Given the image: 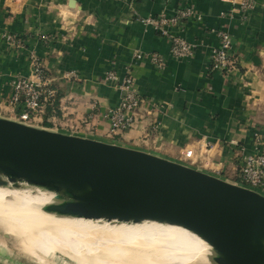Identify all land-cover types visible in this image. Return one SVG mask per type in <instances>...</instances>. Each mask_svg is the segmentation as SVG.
<instances>
[{
    "label": "crops",
    "instance_id": "1",
    "mask_svg": "<svg viewBox=\"0 0 264 264\" xmlns=\"http://www.w3.org/2000/svg\"><path fill=\"white\" fill-rule=\"evenodd\" d=\"M254 2L245 12L237 0H0V108L23 111L9 99L16 77L32 74L29 58L35 53L59 87L52 85L55 99L43 102L34 122L51 128L65 120L63 108L79 109L86 115L84 137L144 150L237 183L242 155L257 151V137L264 141V0ZM186 6L202 18L182 19L173 30L199 46L194 56L178 59L169 39L142 19ZM215 28L233 35L229 72L210 64V49L220 42ZM4 32L15 34L16 46L22 47L8 45ZM138 51L159 53L164 68L137 59ZM69 70L78 77L63 78ZM108 71L119 78L130 71L144 99L134 127L114 135L105 113L121 96L106 80ZM197 142L203 143L199 154L190 150ZM0 264L20 263L7 257Z\"/></svg>",
    "mask_w": 264,
    "mask_h": 264
},
{
    "label": "water",
    "instance_id": "2",
    "mask_svg": "<svg viewBox=\"0 0 264 264\" xmlns=\"http://www.w3.org/2000/svg\"><path fill=\"white\" fill-rule=\"evenodd\" d=\"M0 173L61 178L86 194L51 206L178 224L237 264H264V194L192 166L0 116Z\"/></svg>",
    "mask_w": 264,
    "mask_h": 264
},
{
    "label": "bare ground",
    "instance_id": "3",
    "mask_svg": "<svg viewBox=\"0 0 264 264\" xmlns=\"http://www.w3.org/2000/svg\"><path fill=\"white\" fill-rule=\"evenodd\" d=\"M0 174L14 181L0 183V193H22L35 206L34 201L43 202L37 205L43 207L42 213L64 227L47 238L30 234L29 225L17 217L10 216L0 223L1 243L26 248L42 262L50 256L73 264H237L197 233L178 224L86 216L51 206L86 194L85 188L61 178ZM8 209L6 203L0 205V215Z\"/></svg>",
    "mask_w": 264,
    "mask_h": 264
},
{
    "label": "built area",
    "instance_id": "4",
    "mask_svg": "<svg viewBox=\"0 0 264 264\" xmlns=\"http://www.w3.org/2000/svg\"><path fill=\"white\" fill-rule=\"evenodd\" d=\"M240 9L248 12L254 8L255 0H237ZM198 20L202 16L193 6H186L177 9L173 14L161 12L157 15H149L142 19V23L151 26L161 35L169 39L171 54L173 57L182 59L194 56L199 44L189 41L183 35L174 31L182 19ZM218 38L219 45L212 46L210 49V64L213 68L229 72L234 67L233 60V35L224 28L212 29ZM3 37L11 44H19L20 39L12 33H5ZM33 57L34 72L33 78L20 77L14 81V91L9 99L13 108L22 104L24 109L19 112L18 120L31 124L35 118L43 111V102L55 99V90L51 88L53 79L49 78L44 70L39 58ZM137 59H148L158 68H164L165 62L157 52L138 51L135 53ZM69 77L76 76V71L71 70L67 74ZM106 80L115 84L120 91V103L110 108L105 114L110 122L109 135L117 132H124L132 128L137 120V110L141 107L144 99L135 87V80L130 71L123 78L115 73L108 71ZM155 107V106H154ZM259 146L257 151L242 155V166L239 184L255 190H264V141L257 137ZM201 144V142H198Z\"/></svg>",
    "mask_w": 264,
    "mask_h": 264
},
{
    "label": "rangeland",
    "instance_id": "5",
    "mask_svg": "<svg viewBox=\"0 0 264 264\" xmlns=\"http://www.w3.org/2000/svg\"><path fill=\"white\" fill-rule=\"evenodd\" d=\"M65 15H67L66 17H68L69 13H66ZM5 33H8V32H4L3 35ZM6 43L8 45H13L14 48L20 49L22 47V46L21 47H17L16 46L17 44L8 43L7 40H6ZM34 54L32 53L31 54V58H29L31 60V64L30 65L32 67V74L30 76H28L27 78H33V75H34L33 74L34 65H33V57H32V55H34ZM12 57L15 58L16 56L12 55ZM39 62L41 63L40 60H39ZM44 70H45V72H46V74H47V76L49 78H53V76H52V74H51V72L49 70H47L46 68H44ZM69 72H71V70L66 71L62 75L63 78H65L67 80H73V79H76L78 77V73L77 72H76V76L69 77L67 75ZM20 77H25V76L18 75V77H16V79L20 78ZM52 85L54 87L56 86L55 85V81H52L51 88H53ZM58 87L59 86H56L55 88H58ZM55 88H53V89L55 90ZM120 96H121V94H120ZM120 99H121V97H120ZM63 109L67 111L66 115H65V120H63L61 122V124H58L57 126H54V127L51 126V128H48V129L55 130V131H60V132H63V133L83 136L82 133L85 132V125L83 124V121H85L86 115L83 114L81 112V110H79V109H72V111H70V109L68 110L66 108H63ZM0 116H2V117L3 116H7L6 118H10V119H13V120H18V115L17 114L6 113L1 108H0ZM86 123L89 124L88 121ZM31 124L38 125V127H43V128H47L45 126H48V125H46L47 123L31 122ZM154 129H155V127H154ZM201 145H203V143H201V144H199L198 142H197V144L193 143L190 146V150H192L193 153L195 152L196 154H199V152L201 153V149H202L200 147ZM3 181H8L9 183L14 182L13 180H11V176H7V177L1 178L0 183L3 184ZM237 183H239V180H237ZM8 193L9 194L0 193V195H1L0 198L2 199V200H0V205H4L6 203V205L9 206V209H8L9 211H6L4 214L0 215V223H2V221H4V222L7 221V219L10 216H13L14 218L17 217L18 220H20L22 222H25L26 224L29 225V227H28L29 229L28 230H29L30 234H32V235L38 234V235L46 236L47 238H51V235L54 232H60V230H64L63 226L58 225L57 223L55 224L54 222H51L50 218L45 216L40 211L33 212L31 214H28V215H21L20 214V209H21V206H22V200L27 199L29 201L30 198L27 197L26 195H24L22 193H18V192L10 193L8 191ZM34 202L36 204V207H38L37 205H41L43 203V202L41 203V202H37V201H34ZM55 230H57V231H55ZM7 257L9 259L17 261L20 264H73V263H70V262H64V261L57 260V259H55L53 257H50V256H46L45 261L42 262V261H40V259L33 252H31L30 250H28L26 248L16 247V246H8V245L0 242V260L6 259Z\"/></svg>",
    "mask_w": 264,
    "mask_h": 264
},
{
    "label": "clouds",
    "instance_id": "6",
    "mask_svg": "<svg viewBox=\"0 0 264 264\" xmlns=\"http://www.w3.org/2000/svg\"><path fill=\"white\" fill-rule=\"evenodd\" d=\"M0 178H3V175L0 174ZM21 184H24L26 183L25 181H21L20 182ZM37 211H44L43 207H36L33 202L31 201H28L27 199H24L22 200V206H21V209H20V214L21 215H28V214H31L33 212H37Z\"/></svg>",
    "mask_w": 264,
    "mask_h": 264
}]
</instances>
